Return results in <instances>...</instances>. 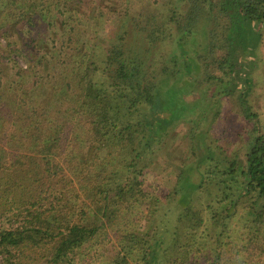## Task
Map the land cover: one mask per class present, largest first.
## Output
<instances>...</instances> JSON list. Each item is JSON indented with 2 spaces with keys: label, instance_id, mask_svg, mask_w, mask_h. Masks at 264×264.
<instances>
[{
  "label": "trees",
  "instance_id": "trees-1",
  "mask_svg": "<svg viewBox=\"0 0 264 264\" xmlns=\"http://www.w3.org/2000/svg\"><path fill=\"white\" fill-rule=\"evenodd\" d=\"M143 2L0 0V264H264V128L244 93L264 0ZM202 83L238 97L243 163L201 133ZM180 125L196 160L160 196L145 176Z\"/></svg>",
  "mask_w": 264,
  "mask_h": 264
},
{
  "label": "rangeland",
  "instance_id": "rangeland-1",
  "mask_svg": "<svg viewBox=\"0 0 264 264\" xmlns=\"http://www.w3.org/2000/svg\"><path fill=\"white\" fill-rule=\"evenodd\" d=\"M138 1L144 3L143 1L149 0ZM99 3L100 6H106L105 0H99ZM113 3L117 6L120 5L119 1H114ZM99 12H101V10ZM118 20L116 16L114 23H100L101 27L98 32L97 44L104 46L105 40L109 41L112 38L113 33L116 31L115 23H117ZM21 65L25 67V65ZM249 79V84L245 87L247 88V92H244L247 96L246 100L252 108V111L258 115L260 124L264 128V41L259 48L258 59ZM216 90V86L202 83L196 93L189 94L187 99L189 101H194L199 98L202 110H205L207 117V121L201 133L213 142L212 146L218 147L219 152H224V155L229 159L236 158L240 163H243L247 149L245 135L250 126L246 123V119L241 112L238 104V97H224L217 102V98L214 96ZM244 90H241V92ZM199 113L196 116H200L201 114ZM172 132L173 133H171L167 139L165 148L162 147L160 153L156 155L154 162L155 166L152 173H147L145 176L148 187L160 196H164L168 192L169 187L172 186L171 183L174 181L175 175L177 174L176 168L181 161H184V159H180V155L182 154L184 157L189 156L191 160L187 162L196 160V158L191 155L188 126L180 125L179 127H175ZM194 145L197 149V155H203L206 150V145L198 140H195ZM193 180L197 182L199 180V175L194 174Z\"/></svg>",
  "mask_w": 264,
  "mask_h": 264
}]
</instances>
